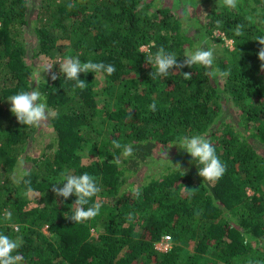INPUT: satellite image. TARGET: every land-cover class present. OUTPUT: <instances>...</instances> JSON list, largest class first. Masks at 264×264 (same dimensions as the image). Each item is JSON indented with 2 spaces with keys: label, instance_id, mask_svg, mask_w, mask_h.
<instances>
[{
  "label": "trees",
  "instance_id": "16d2710c",
  "mask_svg": "<svg viewBox=\"0 0 264 264\" xmlns=\"http://www.w3.org/2000/svg\"><path fill=\"white\" fill-rule=\"evenodd\" d=\"M191 2L202 11L200 44L233 42L214 58L226 78L201 66L151 78L148 62L159 47L182 63L195 43L158 0H0V233L22 238L23 264H264V71L256 42L264 0H238L235 10L223 0ZM69 56L116 71L100 73V86L97 73H81L87 87L74 89L59 70ZM36 87L53 138L33 156L41 127L18 123L7 100ZM193 134L215 147L226 166L220 179L203 181L196 161L140 178L158 147H179V137ZM114 140L131 145L132 155L114 149ZM64 172L97 178L101 191L90 201L101 205L97 217L68 219L76 197L52 191ZM25 181L38 197L25 195ZM165 235L167 252L156 248Z\"/></svg>",
  "mask_w": 264,
  "mask_h": 264
},
{
  "label": "clouds",
  "instance_id": "9594fccd",
  "mask_svg": "<svg viewBox=\"0 0 264 264\" xmlns=\"http://www.w3.org/2000/svg\"><path fill=\"white\" fill-rule=\"evenodd\" d=\"M223 4L232 10L238 6V0H223ZM217 23H220L217 21ZM243 25H237L235 35H242ZM262 47L258 52V59L261 61V70L264 71V36L256 38ZM148 64L154 69L151 73V78L167 77L170 75V70L173 68L181 69L184 67L192 68L193 66H201L207 69L206 75L215 78H226L230 73L221 71L219 68H214V53L213 50L199 46L194 51L185 54L182 63H178L175 53L166 51L161 46L151 57ZM52 67L46 68L45 72H50ZM60 73L66 77L68 81H75L74 89L83 90L87 87L84 80L80 79L81 73H97L111 76L115 73V66L105 64L103 62H81L79 57H66L59 63ZM185 80H190L192 73H181ZM56 74H52L51 79L56 80ZM7 102L11 105L10 112L15 116L18 123L23 126L39 127L49 118L50 109L46 103V97L36 87L31 91H20L10 96ZM149 110L156 111V103L153 101L149 105ZM178 145L181 150L185 151L192 161H196L200 165L198 175L203 178V181L214 182L220 179L226 171V166L216 153V149L206 136L201 134H193L191 136L184 135L178 138ZM114 149H122L124 157H130L133 153L131 145H122L118 141L112 142ZM79 154V153H78ZM167 157V153H165ZM169 161V160H168ZM170 162V161H169ZM111 163L120 164V157L113 156ZM171 163V162H170ZM172 165V164H171ZM174 168L180 170V165L177 164ZM181 173L184 175L185 172ZM62 182L53 184L52 191L57 197H63L67 200L70 196H75L76 199L71 205L72 215L68 217L74 224L83 223L94 219L100 213L101 205L90 201L96 197L101 188L97 183V178L85 172L81 175H75L68 172L61 173ZM26 185L25 195H33L34 190L31 187L30 181L24 182ZM59 185H63L59 187ZM11 212L5 211L4 219H11ZM23 244L22 238L17 236L12 238L4 233H0V264H23V257L18 250Z\"/></svg>",
  "mask_w": 264,
  "mask_h": 264
},
{
  "label": "rangeland",
  "instance_id": "374dc122",
  "mask_svg": "<svg viewBox=\"0 0 264 264\" xmlns=\"http://www.w3.org/2000/svg\"><path fill=\"white\" fill-rule=\"evenodd\" d=\"M192 0H158L159 4L161 5H170L173 7V11L175 13H178L180 18L183 21L184 29L187 31V33L194 37L195 43H194V50L199 46H205L211 50H213L214 58L221 57L224 51L225 47L230 46V44L227 42L225 45L213 41L210 39V41L199 43V37H200V28L197 26V22L195 20V17H202L201 9L197 6V9L200 10V12L197 13V9L194 7V5L191 2ZM201 2L203 0H200ZM204 16V15H203ZM203 18V17H202ZM199 25V24H198ZM219 35V32L216 33ZM232 48V46H230ZM145 50H147V47H144ZM189 50L187 49V53ZM45 61H37V73L42 72L43 65L45 64ZM98 83L97 86L103 85V77L101 74H98ZM225 117V116H224ZM227 121H229V118H226ZM48 121L42 123L40 125L41 128H39L40 135L37 137V140L34 144L31 145L29 148V153L33 156L38 155L41 150L46 146L47 142H50L52 140L53 136V129L48 125ZM167 153V157L165 155ZM149 165L143 166L139 176L142 180L148 179L154 174H159L160 172L166 171L167 166L175 167L177 164L180 165V168L185 170H190V165L193 164V161L191 160V157H189L186 154H183L180 152V149L178 146L170 145V146H162L158 147L150 159ZM171 162H169V161ZM172 164V165H171ZM149 176V177H148ZM137 178V177H136ZM31 198L38 197L37 193H34L30 196ZM46 233L48 231L45 229Z\"/></svg>",
  "mask_w": 264,
  "mask_h": 264
},
{
  "label": "built area",
  "instance_id": "2783aa9c",
  "mask_svg": "<svg viewBox=\"0 0 264 264\" xmlns=\"http://www.w3.org/2000/svg\"><path fill=\"white\" fill-rule=\"evenodd\" d=\"M230 45H232V41L231 40H228L227 41ZM171 236H169V235H165L162 239H161V241H159V242H157L156 243V248L158 249V250H160V251H168V250H170L171 249V247H172V243H171Z\"/></svg>",
  "mask_w": 264,
  "mask_h": 264
}]
</instances>
